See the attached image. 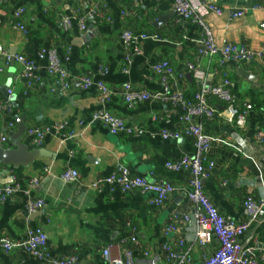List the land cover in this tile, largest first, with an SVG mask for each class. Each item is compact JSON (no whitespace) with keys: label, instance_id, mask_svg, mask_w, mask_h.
Instances as JSON below:
<instances>
[{"label":"crops","instance_id":"1","mask_svg":"<svg viewBox=\"0 0 264 264\" xmlns=\"http://www.w3.org/2000/svg\"><path fill=\"white\" fill-rule=\"evenodd\" d=\"M223 13L205 14L212 31L214 44L220 48L225 42L243 46L250 52H263L242 61L223 59L221 69L229 78L234 102L244 108L249 104L243 128L229 123L223 116L212 119L194 118L204 133L221 138L227 145L214 141L207 157L214 162L210 177L203 181V190L218 212L235 221L245 219L243 199L264 197V146L254 141L256 134L264 131V9L255 5L262 0H212ZM173 0H139L132 13L121 17L120 11L128 8L129 0H0V49L8 54H18L30 60L37 69L38 81L26 90L20 77L22 65L11 61L3 66L0 58V85L10 80L13 99L0 91V101H8V110H0V131L13 121L14 131L5 148H14V136L28 146L38 148L41 154L26 167L14 168L0 164V185L18 183L21 190L4 202H0V237L14 240L26 237L29 228L41 227L46 233V248L51 257L75 255V264H106L101 251L113 245V254L120 251L116 245L123 239L135 237L132 253L140 264H171L162 250L166 243L174 245L185 240L191 258L198 262L200 250L189 222L178 220L176 229L165 234L164 227L175 212L192 214L197 206L187 198L190 173L182 169L166 168V162H176L194 153V138L182 134L178 140L163 139L161 130H180L181 112L177 106L148 100L128 106L121 96L124 84L149 93L161 91L158 76L153 71L157 62L167 59L171 63L187 98H192L197 84L187 69L194 63L204 72L206 85L216 83L215 73L221 56L198 55L200 29L192 21H183L172 10ZM93 4L103 5L109 21L90 17L86 30L73 25L69 30L57 28L58 16L70 15L75 10L84 13ZM25 8L22 20L26 33L14 27L13 15ZM245 8L247 12L230 17L232 9ZM169 14L163 23L155 26L159 16ZM126 27L136 32L157 34L158 40L145 39L136 43L139 54L124 72V49L120 34ZM55 48L71 77L86 74L93 85L86 90H61L53 87L47 76L46 60L40 59L41 49ZM11 75V76H10ZM101 82L110 96L101 101L96 83ZM209 101L218 112L224 103L214 98ZM106 111L124 119L128 124L143 130L140 136L124 133L111 134L92 115ZM21 119L25 129L30 125H51L65 121L70 135L48 134L42 144L34 147L29 137L18 133ZM117 165L130 171L132 176L145 178L149 183H170L174 189L167 201L155 207L151 198L137 190L121 191L117 186L105 185L100 191L90 182L110 175ZM67 168L79 174L76 182H64L59 177ZM38 185L28 194L23 189L32 179ZM42 199V209L29 213L27 201ZM131 226L135 227L132 231ZM244 248L264 253V208L240 236ZM211 247L216 246L212 240ZM148 255L144 256L143 253ZM0 264H48L33 258L22 250L5 253L0 248Z\"/></svg>","mask_w":264,"mask_h":264},{"label":"built area","instance_id":"2","mask_svg":"<svg viewBox=\"0 0 264 264\" xmlns=\"http://www.w3.org/2000/svg\"><path fill=\"white\" fill-rule=\"evenodd\" d=\"M139 0H129V6L120 11L121 17L132 13L138 6ZM257 8L264 9V0L255 5ZM172 10L176 17L183 21H192L198 25L200 36L198 40V55H217L221 56L218 66L215 68V73L219 80L211 85H206L204 82V72L194 63H188L187 69L193 76L197 84V90L192 98H187L181 87L178 86L177 77L174 69L167 59H163L153 66V71L158 76L161 84V91L149 93L143 89L133 87L130 83L124 84L121 90V96L128 106L148 101L157 100L168 103L172 106H177L181 112L182 128L180 130H161L160 136L163 139L178 140L182 134L191 135L194 138V153L191 156H183L176 162H166L165 166L169 170L179 171L182 169L188 170L190 173L188 181L189 202L195 204L197 209L190 215L175 212L172 214L170 222L164 227L165 234L175 231L178 220L189 222L193 226V235L200 250V259L195 262L186 248L185 240L179 239L174 245L166 243L162 246L166 259L171 264H264V253L259 254L250 248H244L239 242V238L243 235L250 224L258 217L259 213L264 208V197L261 200H256L252 195H246L243 199V212L245 219L235 221L229 216H223L212 204L203 190V181L210 177L214 162L207 157V151L214 141H219L231 145L221 138L210 136L203 132L201 125L194 123V118H203L206 120L212 119L215 115L223 116L229 123L243 128L245 125L247 112L251 108L246 104L244 108H240L234 102L232 91L230 89V80L225 71L221 69L223 59L232 61H242L252 56L261 57L263 52H250L243 46H237L232 43L225 42L218 48L212 38V31L205 20L207 12H213L220 15L223 13L222 8L212 0H173ZM25 12L24 7H20L14 12L13 24L14 27L26 33V26L23 23L22 17ZM103 5L93 4L84 13L80 10L73 11L70 15L58 16L55 20L57 28L66 31L73 25H76L78 30H86V22L90 17H97L109 21L110 16L105 15ZM245 8L228 10L227 14L230 17H238L245 14ZM260 27L264 30V21L260 23ZM157 34H147L145 32H136L131 27H126L120 34V39L124 49V72H127V67L132 61L133 54H139L140 48L136 45L140 40L152 39L158 40ZM40 59L46 60V74L52 81V90L55 87L61 90H86L93 85V80L90 76L82 74L71 77L64 65L62 64L58 52L55 48L41 49L38 53ZM0 58L3 66H8L11 60L18 61L22 65L20 77L24 79L26 90L33 87L38 81L37 69L34 64L23 57L22 55L14 54L11 56L0 49ZM0 67V72L3 70ZM100 91L101 101L107 100L110 96L106 87L101 83H96ZM54 87V88H53ZM8 94H11V89H8ZM214 98L218 102L224 103V108L218 112L214 104L209 99ZM8 101H0V110H8ZM94 121L100 122L111 134L124 133L128 135L140 136L143 130L136 125L128 124L124 119L112 115L106 111H99L92 115ZM67 124L65 121L55 122L51 125H30L25 129L26 135L30 139V143L34 147L42 144L48 134L54 135H70L66 131ZM15 123L7 122L0 131V147L5 148L10 134L14 131ZM254 141L264 146V131L256 134ZM64 182H76L79 179L78 172L73 168L65 169L59 177ZM38 185V180L32 179L28 187L22 191L28 194L31 188ZM105 185L117 186L121 191L137 190L142 194H148L151 198L148 203L152 206L159 207L167 201L169 194L174 187L170 183L153 184L149 183L145 178L140 176H132L130 171L117 165L114 171L103 178H98L90 182V186L100 191ZM21 190L18 183H10L0 185V202L6 201ZM44 201L40 198L29 199L27 201V210L29 213L42 209ZM132 231L135 230L131 226ZM212 240L216 241V246L211 247ZM135 242V237L121 240L116 247L120 248L113 254V245L105 246L102 251V258L106 264H140L133 257L132 245ZM47 237L44 230L37 226L29 228L26 231V237L22 240H14L8 236L0 237V248L3 252L8 253L12 250L19 249L33 258L48 264H75L77 257L70 255L67 257H51L46 248ZM144 256L148 253L144 252ZM151 264H156L157 259L152 258Z\"/></svg>","mask_w":264,"mask_h":264},{"label":"water","instance_id":"3","mask_svg":"<svg viewBox=\"0 0 264 264\" xmlns=\"http://www.w3.org/2000/svg\"><path fill=\"white\" fill-rule=\"evenodd\" d=\"M169 17H170L169 14L165 16H159L154 25L155 26L160 25L161 23H163V21L166 18H169ZM10 55L13 56L14 54L10 53ZM9 85H10V80L7 83H5L3 86L0 85V91L8 99H13V95L11 94L9 95L7 92L9 89ZM18 122L20 124V129L18 133H21L23 132L25 127L22 125L21 119H19ZM13 139H14V144H15L14 148H4L3 149L2 147H0V164L11 165L14 168H17L19 166L26 167L29 164L33 163L34 160L37 157H39L40 154L42 153L41 150L38 148L28 149V146L26 144L21 143L17 140V136H14Z\"/></svg>","mask_w":264,"mask_h":264}]
</instances>
